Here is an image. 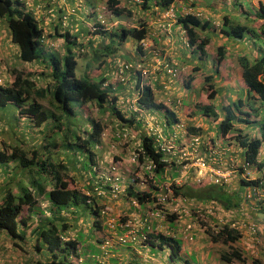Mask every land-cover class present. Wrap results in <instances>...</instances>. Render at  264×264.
Returning a JSON list of instances; mask_svg holds the SVG:
<instances>
[{
	"label": "trees",
	"instance_id": "1",
	"mask_svg": "<svg viewBox=\"0 0 264 264\" xmlns=\"http://www.w3.org/2000/svg\"><path fill=\"white\" fill-rule=\"evenodd\" d=\"M33 1L35 2L34 6H28V8H31L26 11L24 9L26 7L23 6L21 0H0V16H5L6 18L11 41L18 46V57L22 62L36 60L44 53L42 49L44 46L40 41L41 36H45L47 42L55 39L64 41L63 54L59 56L53 54L52 56L54 84L51 90V98L60 115L55 114L53 111L45 110L39 102L32 98V94L41 97L39 95L40 90L32 88L34 85L32 80L29 76H25L21 70L13 69L12 72L15 73V77L11 85H0V108L6 105L12 106L14 111H18L20 120H23L24 114H26L25 117H30V120L36 126L49 121L50 118H52V122L56 121L51 127H46L45 131L39 129L42 140L38 142L36 147H30L29 157L24 150L26 147L24 148V143L22 144V142L6 145L5 149L0 148V172H2L0 176L2 175L3 177L0 183V232L5 234L11 245L20 247L25 252L29 250L35 253L38 258L36 264H81L77 263L76 258L82 256V251L87 252L89 247L95 249V246L89 243L93 237L91 230L93 226L100 227L99 222L95 221V219H100L104 216L101 212L103 208L97 190L99 189L103 194L105 192L109 194L110 192V182L99 179L100 172L106 167H104L102 159L94 160L96 151L92 149L93 144L101 142L103 128L99 120L91 119V129L89 132L86 131L85 136L80 135L72 127H68L58 136V132L63 130L61 129L59 117L66 114L74 115L75 111L72 103H76L79 107L92 103L100 111L112 108L117 116L121 117V115L115 110V98L110 97L109 89L101 88L103 79L95 81L88 77L78 78L76 76L77 53H75L74 48L80 49L78 50L80 55L84 49H90V45L94 44L96 38H98L100 39L97 41L99 45L94 44L95 49L91 47L93 49L92 54H95L96 58H89V62L93 59L97 61L99 57L101 58L100 60L103 58V61H100L98 66L100 64L104 65V62L112 63L117 59H122L114 56L113 52L114 49L120 48V44L127 38L133 39L136 42L137 50L141 51V41L147 36L148 27L147 23L144 22L132 27L119 26L109 31L104 16L100 14L101 17H99L97 11V5L102 3L101 0H82L80 3L79 0H69L67 3L65 1L62 2V4H59L60 0ZM179 1L186 0H105V4L114 16L122 17L124 14L132 16V12L136 9L138 10V8L146 15L147 11L144 9L156 6L162 10ZM121 3L123 7L120 6ZM182 6L180 5L177 12L182 9ZM66 7L69 10L65 9ZM55 11H59L58 22L48 31L44 27V19L55 14ZM68 11L70 12L67 18L69 21L75 20L74 22L79 21L82 24L79 26V32L72 33L68 27H63V15L64 12ZM87 16L92 17V20L88 21ZM256 17L262 20L259 29L263 27L264 40V0L260 1L258 5L255 13ZM100 20L103 23L100 24ZM177 23L186 29L189 44L191 46L195 45V48L203 54L204 47L209 42V38L203 34V30L207 28L209 21L204 20L202 22L200 18L187 14L178 16ZM229 32L228 34H232L235 37H241L243 33H250L251 30L248 29L246 24L236 23L230 28ZM89 38L91 41H87V44H85L83 40H89ZM79 39H82V41ZM105 39H109V42H103ZM262 47L264 49V42ZM221 55L222 48H218V61L222 59ZM239 65L242 68V78L246 85L244 90L248 98L246 100L242 93L235 100L232 108L236 109L239 116L235 118L230 114L231 110L228 111L227 116L219 123V133L222 136H231L242 147L240 149L244 148L242 152L244 155L243 159L248 162V171L251 170L249 169L250 166L263 171L264 160L258 157V153L259 147L264 140V119L262 120V115L258 112L264 109V52L251 61L247 57H240ZM190 78L192 79L193 77ZM205 82L204 89L207 90V94L201 101L202 105L200 103L196 105L203 107L208 112L210 108L208 101L213 98L216 91L212 89L208 75H205ZM26 102L27 105H25ZM139 102L146 108H155L156 110H165L166 108L164 104L155 102L152 92L149 90H146L144 96L139 97ZM257 103L259 104L258 106H256ZM247 104H250L252 112L257 114L253 115L250 111H244L243 108ZM121 119L123 118L121 117ZM233 120L244 123H258L261 132L255 133V135L259 134V136L246 138L245 135L240 133V129V131L233 129ZM117 126L120 125L117 124ZM115 130L117 131L116 128ZM68 133L70 134V139H68ZM140 139L142 144L140 146L144 149L146 158L139 154V161L142 167L136 166L135 168L142 169L141 173L146 176L148 170L145 167L152 161L154 163L153 171L158 175V179L163 177V173L168 166L173 168L170 178L176 177L180 171L179 165L174 161L168 162L164 160L162 152L154 149L153 138L150 135H142ZM133 144V150L136 151L137 145L135 142ZM73 146L84 154L74 165L75 169L82 168L85 178L88 176V184L84 191L78 189L75 174L67 173L69 171L68 165L73 160L72 156L69 155L65 159L60 158L57 160L54 158L56 154L58 155V149L61 147L70 148ZM130 156L131 154L127 156L126 160L130 161ZM81 158L85 159L82 160ZM180 165L182 166V163ZM59 169L64 172H58ZM196 174L195 169H193L191 177L194 180H185L179 185L172 183L173 196L180 197L184 201L194 199L197 201H210V203L218 202L226 208H231L234 205H239L241 201H245V191L241 195V187L238 188L239 191L237 189L229 191L226 184H215L209 176L198 178ZM237 174L241 177L240 184L242 187L255 185L261 180V176L255 179H248L243 178L240 171ZM132 177L136 181L141 178L140 174ZM44 181L51 185L49 190H46ZM129 184L126 188L127 194L135 198L140 206L147 205L149 201L154 200V193L152 194L148 189L140 191L136 188V183L133 182V179ZM155 188L158 189V187ZM39 194L44 197L45 207H41L38 201L37 195ZM259 203L260 201H258ZM79 210H83V212L94 218L91 224L92 229L87 232L77 229V224H74ZM167 217L169 221L168 227L175 229L173 223L174 215ZM28 229L29 233L26 234ZM207 234L211 242L220 243L224 247L219 255L223 264H242L245 262L241 249L233 245L241 237V233L237 229L230 227L228 223H218L217 231L209 228ZM170 235L171 232H166L165 234L157 233L155 236L151 235L149 236V244L153 247L158 246L161 248L163 244H168L171 248V257L180 255L182 249L181 240ZM26 236H28L30 241H28ZM64 237L69 238L64 240ZM25 243L29 244V248L28 246L27 248L25 247ZM110 260L113 263L117 262L113 258ZM184 262L189 264L187 259ZM85 263L97 264V261L91 259Z\"/></svg>",
	"mask_w": 264,
	"mask_h": 264
},
{
	"label": "rangeland",
	"instance_id": "2",
	"mask_svg": "<svg viewBox=\"0 0 264 264\" xmlns=\"http://www.w3.org/2000/svg\"><path fill=\"white\" fill-rule=\"evenodd\" d=\"M122 2V1H121ZM236 2H239V4L237 5L238 10L240 9V5H242L247 12H251L252 11V5L250 0H236ZM123 3V2H122ZM122 3L120 4V6L123 7ZM101 7V5H100ZM106 10H104L103 16L106 20L107 23V29L109 31L116 29L119 26H125V27H132L134 25H140L142 23H144L147 19V15H150L154 18H158L159 14L157 13L159 10H156L154 7H151L150 9H144L147 11L146 15H144L141 11L140 8H138V10L136 9L135 11H133V15L132 16H127L126 14H124L122 17H116L112 14L111 11L108 10L107 5L105 4ZM103 7V8H105ZM236 8V5H235ZM143 9V8H141ZM88 21L92 20V17L87 16ZM0 20L7 25L6 22V18L5 16H0ZM79 26H77L76 32H79ZM4 32H0V35L3 34ZM246 33V32H245ZM208 36L212 39L213 35H211L210 33H208ZM246 37H248V34L246 33ZM5 39V37H3ZM164 38H161L160 42H163ZM80 41H82V39H79ZM100 39L96 38L94 44L95 45H99V43L97 44V41H99ZM2 42H5V40H1ZM87 41H91V39L89 38V40H83V42L85 44H87ZM244 41V38H243ZM103 42L108 43L109 39H105ZM256 43V47H259V44H262V41H255ZM57 45V50H55L54 48L48 47V46H44L42 47L44 53L42 55H40L36 60L30 61V62H24L22 64V62L18 59L17 57V53H16V49L13 47H10L8 44L9 42H7V49L6 50H11L12 53H15L14 55L11 56V58H8V54H6V56H3L2 54H4V52H2L1 48H0V52L2 54V62L4 63L6 69L4 68V71H2V76H3V80H4V85H11L13 82V79L15 77V73H13V69H18L21 70L22 72H24V74H26V76H29V78L32 80L33 82V89H39V95L41 97H37L34 94H32V98L35 99L37 102H39L42 107L45 110H49V111H53L55 114L60 115V112H58V110L55 108L54 102L52 101L51 98V90L53 89V75H52V56L53 54L59 56L60 54H63V43L62 40H59L56 42ZM152 46L151 49L153 51H157L158 53H160V55L162 56H170L168 54V50L166 49V46H164V44L159 43L158 40H154L151 42ZM94 44L90 45V49H84L81 53L82 54H78V48H74L75 53H77V66H76V76L78 78H90L93 79L95 81H98L99 77H102L104 74H109L110 72H112L113 74L116 72L115 70L112 71V69H114V66L116 64V62H112V63H107L104 62V65L100 64V60L101 58H97L96 60H92L91 62H89V58L93 57L96 58L95 54L93 53V49L94 48ZM54 46V45H53ZM89 47V46H87ZM164 47V48H162ZM150 48V47H149ZM95 49V48H94ZM13 50V51H12ZM260 50V49H259ZM261 52V50H260ZM114 56L116 57H120L123 60H128V61H132L133 63H135L136 61H142L143 59L141 58V60L138 59L140 52L137 50L136 48V42L133 41V39L131 38H127L124 42H122L120 44V48L114 49ZM152 55V53H151ZM172 55V54H171ZM113 57V56H112ZM86 64V65H85ZM23 65V66H21ZM102 65V66H101ZM187 71H191L193 72V78L191 79L192 84L191 85H196L197 83L194 80V78H199L201 83H206L204 81L205 79V74L204 72L201 74L196 73V71L193 70H197V68L192 69L191 67L188 66V68L186 69ZM185 73L182 74V77H185ZM99 76V77H98ZM105 76V75H104ZM107 77V76H106ZM2 80V81H3ZM130 82L132 83V81L130 80ZM214 83V87L217 90L218 93L221 94H225L224 89H225V85L220 81H213ZM134 84V83H132ZM181 84L179 83V85L174 87V92L175 94L178 93V97L180 99V105L183 107L184 105H187V109L189 108H195L196 104H201L202 98H200V95L192 90L189 89L187 87V85L185 86H180ZM133 86V85H132ZM165 91H158L157 93V99L158 101H160L161 103H164L165 105H167L168 103V99H164V94H172L173 91L170 87V85L166 86ZM123 91L122 88L118 89L119 94H123L121 93ZM132 95V94H131ZM202 96H204V93L202 94ZM32 101V100H29ZM230 101V98H229ZM210 102L212 103V99H210ZM175 101H173V105H174ZM25 105H27V102L25 103ZM172 104L170 105V109L169 110H164L162 109L161 111L157 112V115L160 118H166L167 120H169L170 122H175L176 119H180V116L177 113L176 108L173 106ZM202 105V104H201ZM72 106L74 107V115L71 114H66V115H61L59 117L60 121V125H61V129H63L61 132H58V136L61 135V133L63 131H65V129H67L68 127H72L73 129L77 130V132L82 135L85 136L86 135V131H90L91 129V119L95 120H99V122L101 123L102 127H103V131H104V136L101 137V142L99 144H93L92 145V149L95 152V157L94 160L96 159H102L103 161V165L104 167H107L108 163L110 162H117V161H122V168L121 171L123 172V175H125V182L126 184L130 183L133 179V182H136V179L133 178L131 175H137L138 174H143L141 173L142 170H140V168H135V166L133 164H131L130 162H128V160H126L127 156H129L130 152L134 149V144L133 142H135L137 137H130L127 142H129L127 144H120L118 146H116L115 148H112L110 146V142H111V135L116 131L115 128L119 129L120 126H117V121L120 120L119 117L116 115V113L112 110V108L110 109H105V111H100L94 104L90 103L88 104V106L85 107L84 111L82 108H80L79 106H77L76 103H72ZM208 113L207 111H203ZM26 114H24V119L20 120L19 119V115H18V111L17 110H13L12 106L6 105L5 107H1L0 108V148H6V145L9 144H13L15 142H22V144L24 143V148L26 147V149H24L27 153V156L29 157V149L30 147L34 146L36 147L38 145V142H40V140H42L41 138V132L39 131V129L41 131H45L46 127H51L53 123H56V121L52 122V118L49 119V121L44 122L42 124H40L39 126H36L35 123L33 121L30 120V117L26 116ZM187 115H189V113H187ZM262 116H264V113L262 114ZM58 122V121H57ZM58 122V123H59ZM129 126H131L133 128V130L137 131L140 135L147 133L150 129L148 126H139L137 127L136 125H132V124H128ZM117 126V127H116ZM175 127V126H174ZM117 129V130H118ZM154 130V128H153ZM183 128L179 125L176 124L175 127V131L178 132V139H177V144L180 143V131H182ZM190 132L193 133H200L201 135H203V137H207V133L209 131H201L200 129L197 130H189ZM182 134V133H181ZM56 135V134H55ZM205 135V136H204ZM68 139H70V134L68 133ZM259 136V134H258ZM57 137V136H55ZM219 137V136H218ZM225 141H227L229 144H234V147H236L237 143H235V139H232L231 136H227L224 139ZM133 144V145H132ZM180 145V144H179ZM228 145V144H227ZM226 145V146H227ZM221 150L223 147H221V145H219ZM225 146V145H223ZM59 150L58 155H55V160L57 159H65L67 158V156H72V162L69 163L68 165V169L69 171H67V173H72L75 174V178L77 179V187L79 190L84 191L86 185L88 184V176L87 178H85L84 173L82 171V168L79 167V169H75V163L77 162V160L84 155L81 151H79V149L75 146L70 147V148H63L61 147ZM203 152V151H202ZM224 152V149H223ZM82 160L85 158H81ZM191 160H185L183 162V160L181 161L182 165H186V163L188 164ZM179 173L176 177H174V180H178L180 181V184H182L185 180H190L193 179L191 177V173H193V169L192 168H188L186 172L183 171V167L180 165L179 166ZM249 169H254L253 166H250ZM64 172L61 169L58 170V172ZM254 171H257V169L255 168ZM253 170H250L249 175L250 176H256V172L254 173ZM173 172V168H171L170 166L166 167L165 172L163 173V177H161V179H158V175L156 174L155 178L156 181L155 183H149L148 182V186L150 188H152V185H159L157 186L160 189V193H163L165 191V186L169 184V182H171L172 178H170L171 173ZM0 174H2V172H0ZM258 174H261L258 171ZM238 177V174L233 175L232 180L229 182L227 189L229 190L230 183L236 179ZM2 175L0 176V183L2 182ZM43 179V178H42ZM100 179V178H99ZM98 180V179H97ZM196 180V178H195ZM46 184L44 186H46V190H49L51 188V185H49L47 183V181H44ZM95 183V181H94ZM216 184V183H215ZM139 187V186H136ZM126 190V189H125ZM231 191V190H230ZM38 197V201L41 204V207H45V200L43 195L39 194L37 195ZM99 200L102 203V208L105 210V214L104 217L105 218H109V219H113L111 220L114 226L109 225H104L100 227H96L93 226L92 229V220L94 218H92L88 213L83 212V210H79L78 213L76 214V222L74 224H77V229L79 228L80 230H85L86 232L88 230H91L93 237L90 240L89 243H92V245L95 246V248L99 249V244L101 243L103 237L105 236H112L114 238V236H116V234L118 233L117 231V227H119L116 224H123L128 222V220L132 217L129 212L135 213L136 215H141V217H143V215H145L146 213H149L151 210H153L154 205L148 206L146 205L145 207L143 206H139L132 204V200L131 197L128 196L127 194V190L125 192H123V194H119L118 197L113 198V197H109L108 192H105V194H103V196L100 195ZM171 201V199H170ZM176 202H173L171 204L167 205V209H169L170 211H168L167 216L170 215H174V219H173V223L175 225V229H171L168 227L169 225V221H168V217H166V219L162 220V221H158V220H154L157 224H150L149 227L145 228V232H158L160 234L162 233H166V232H173L175 234V237H179L181 236V232L179 233V230L181 228V230L183 229V223L181 220L187 219L186 221H192L194 218H192V220H190V216H185L183 213L181 212L179 213V209L181 208V205H175ZM178 203H182L183 206L186 209H189V211H192L194 209H196L197 207L201 208L202 211H206V222H199L197 219L194 221V228L197 227L198 232L197 234L194 232V228H193V233H194V237L197 236V238H194L193 241L195 242V240L197 239V242H201L204 246L202 249H204L205 251L209 250L210 254H209V258L207 259L205 264H209V259L210 262H214L216 260V262H214V264H223L222 261H220L219 259V255H220V251H222V249L224 248L222 245H220V243H213L211 242L207 231L209 228L211 227H216L217 228V224L218 223H223L222 221L218 220V218L214 217V215L219 216V214H223V209L221 205H217L219 204L218 202H214L215 205H213V203H210V201H201V200H189V201H182V202H178ZM151 204V203H150ZM179 206V207H178ZM176 208H178V210H176ZM211 209V210H209ZM204 211V212H205ZM210 211V212H209ZM23 214H25V212H23ZM179 215H181V217H179ZM140 216H138V218H141ZM71 221V220H69ZM96 221V219H95ZM185 221V222H186ZM233 221H239V224H245L247 225L248 223H256L257 227H258V231H257V241L252 239V245L251 246L253 248V251H249L250 255L245 256V262L243 264H264L262 262V259H260V254H264L261 252V250L264 248V239H262V237L260 236L261 233V223L257 220H255V218H251L248 221H242V220H233ZM73 222V221H72ZM193 222V221H192ZM177 228V229H176ZM87 229V230H86ZM242 230H247L246 226H243ZM29 233V229L26 231V234ZM154 233V232H153ZM87 234V233H86ZM155 234V233H154ZM196 234V235H195ZM250 235V234H249ZM71 236V234H70ZM26 238L29 240L28 236H26ZM211 242V243H209ZM118 243V244H117ZM117 243H115L114 245V253L115 254H111L109 253V255H105L102 251H95L96 249L93 248H88L87 252L82 251V256L84 258V260L86 262H88L89 260H91L92 258H95V255H98L100 257V259L105 260V264L109 263V264H114L110 259H114V256L116 258H118L117 260H123L126 261L127 264L131 263V264H185L184 262V257L186 255V258H189V264H202L199 259L197 258V256H190L188 254L185 253L177 256H170L171 253V248L169 245L165 244L162 248L158 247V246H151L148 245L145 246L143 249H141L140 243H136L134 244L133 242L127 241V242H119L117 241ZM186 244V242L184 243ZM29 244L25 243V247L27 248ZM98 246V247H97ZM185 246V245H184ZM227 246V244H226ZM189 246H185L184 248H187ZM238 248L243 250L242 245L237 246ZM29 248V246H28ZM226 248V247H225ZM32 250V249H31ZM95 251V255H92V253ZM187 253H189L187 251ZM259 253V255H258ZM92 258H91V256ZM114 255V256H112ZM121 255V256H120ZM91 258V259H90ZM37 255L35 253H33L32 251L26 250L23 251L20 247L11 245L10 240L5 236V234L3 232H0V264H36L37 261ZM218 260V261H217Z\"/></svg>",
	"mask_w": 264,
	"mask_h": 264
},
{
	"label": "crops",
	"instance_id": "3",
	"mask_svg": "<svg viewBox=\"0 0 264 264\" xmlns=\"http://www.w3.org/2000/svg\"><path fill=\"white\" fill-rule=\"evenodd\" d=\"M21 1L23 6L27 8L25 9L26 11L31 8V7L28 8V6H34L35 3L33 0H21ZM64 1L67 3L69 0H60L59 4H62V2ZM260 1L262 0H250L252 5L251 12H247V10L242 5H240V9L238 10L237 5L239 4V2L237 3L236 0H186V1L176 2L178 5L180 3L182 4L184 2H190L193 5H195L198 9H202L203 12H205L206 19H203L202 22H204V20H208L209 23L207 28L203 30V34L207 35V37L209 38V42L205 46L204 48L205 52L203 53L202 56L196 55L195 53H191L189 49L187 50L182 45V42L180 40V33L177 31V26L175 28H172L170 30V33L166 35V33L164 34V30L168 29L166 28V25H170L168 24V21L165 19L161 20L160 16L159 18H154L150 15H147L146 21L148 23L147 25L148 31L151 33V39L158 40L159 43H165L164 46H166V49L169 51L168 54L169 55L172 54L171 56H173V60L177 64L184 63L191 68L196 67L197 70H193V71H196V73L198 74L204 72L209 76L212 89L216 91V93L212 98V103L208 101V103L210 104L208 113L203 112L206 110H204L203 107H200L198 105H196L195 108L194 107L189 108L188 110H186L187 106L184 105V107H182V111L178 107L179 110L178 115L180 116V120H182L187 126L190 127L191 131H193V129L195 130L200 129L201 131L203 130L209 131L207 133L210 134H207V137L211 138L215 142L218 139V136L220 135L219 123L224 117L227 116L228 111L231 110L230 114H232L235 118H238L239 116L236 109L232 108L234 106L235 100H237L240 94L242 93L246 100L248 98L244 90L246 85L242 78V68L239 65V58L247 57L251 61L258 58L262 54V52H264V49L262 47L264 42L263 34H262L263 27L259 29L262 20L261 18L258 17L255 18V13ZM46 14L48 15V13ZM58 16H59V11H55V14H53L52 16H47L44 19V23H45L44 27L48 31H50L51 27L58 22ZM74 21L75 20L70 21V24L73 25ZM236 23L247 25L248 29L251 30L250 33L246 32L248 34V37H246V33L242 34L241 37H235L232 34H228L230 28ZM75 25H79V21H76ZM0 32H4L3 34L0 35V40H5V42L0 41V48L2 52H4L3 56H6V54H8V58H11V56L15 54L12 53L11 50H6L7 42H9L8 45L10 47H13V49L15 48L17 50L16 52L18 55V48L15 44L12 43L8 28L1 20H0ZM208 33L213 35L212 39L208 36ZM163 34L165 38L163 39V42H160L161 41L160 39L163 38ZM3 37H5V39ZM256 40L262 41V44L258 45L259 47H256L255 44ZM218 48H222V55H221L222 59L220 61H218L217 59ZM259 49L261 50V52ZM145 56H146V60L150 58L149 54H145ZM150 60H152V58H150ZM187 73H190V71H187ZM158 74L160 75L162 74V72L159 71ZM191 74H193L192 71ZM217 80H220L225 85V89L223 92L225 94L218 93L217 90L215 89L213 81H217ZM193 81H195L197 84L192 86L191 89L196 91L200 95V98H202L203 100L204 96H206L207 94L206 93L207 90L204 89V82L201 83L200 81L202 80H200L198 77L194 78ZM175 86L177 85H174V87ZM170 87L173 90L172 85ZM171 92L175 94L174 90ZM203 93L204 96H202ZM173 94H171L172 97H174ZM250 104H247V106L243 108L244 111H250L251 114L253 115L257 114L255 112H252L250 108L251 107ZM258 105L259 104L257 103L256 106ZM157 112L159 111H154L155 114H157ZM187 113H189V115H187ZM258 113L262 115L264 113V109ZM159 118L160 117L158 116L157 119L159 120ZM164 119L165 118H160V120H164ZM263 119L264 116H262V120ZM167 121L171 123L169 120ZM172 124L173 122L171 123V125ZM232 125L234 130L240 129L241 130V131L239 130L240 133L242 135H245L246 138H250L249 136L256 137L258 134L255 135V133L261 132L258 123H244V122H239L237 120H233ZM165 130L166 132H170L172 130V127L165 128ZM227 144L228 146H225L224 155H223L225 163L227 162L228 157H237V159L239 158L240 160V158L244 156L242 153L243 149H240L241 146L239 144H237L236 147H234V144L232 143L229 144L225 140H221V142H218V145H227ZM261 144L264 145V141H262ZM255 172L256 175L258 176L259 175L258 170ZM240 179L241 177H239L238 175V177L234 180V182L232 181L230 183L231 188L229 187V191L230 190L235 191L236 189L237 191H239L238 188L241 187L242 188V189L240 188L241 195H243V192L248 188V186L242 187L240 184L241 183ZM227 186L228 185H226V187ZM149 204L150 202L147 203V205L151 206ZM213 205L215 204L213 203ZM217 205H221V204H217ZM145 206L146 205H144L143 207ZM221 206L223 209L222 211L223 214H219V216L214 215V217L218 218V220L222 221L223 223H228V224L233 220H242L249 222L251 218H255V220L261 223L260 225L262 229L260 236L262 237V239H264V197H262V201H260L259 204L256 203L255 201H248V202L241 201L239 205H234L231 208H226L223 205ZM129 214L132 216L131 218H133L135 222L139 220L138 216L141 217V215H136L135 213L132 212H129ZM179 217H181V215H179ZM186 220L187 219L181 220L183 225L185 224ZM102 225L104 226L106 225V223L102 222ZM194 229H195L194 232L197 234L198 232L197 227ZM178 230L180 233L181 228ZM117 231L118 234L122 232L120 227H117ZM240 233H241V237L233 245L235 246L242 245L243 250L241 249V251L243 256L245 257L247 255H250L249 251L254 252L253 248L251 247L253 246L251 244L253 241L251 235H249V232L247 230L240 231ZM170 236L175 237V234L172 233ZM178 238L181 240V248H182L181 254L185 255L186 253L190 256H197V258L202 264L206 263L207 259L209 258L210 251L209 250L205 251L204 249H202L204 245L201 242H197V239L195 240V242L194 241L186 242L182 239V233L181 236H179ZM194 238H197V236H195ZM185 242L186 244H184ZM184 245L189 247L184 248L185 247ZM143 248L144 247L141 246V249ZM187 251L189 253H187ZM261 252L264 253V248L261 250ZM259 257L260 259H262V262L264 263V254L262 255L260 254ZM114 259L116 260L115 257ZM184 259L185 260L187 259L186 255ZM187 260L189 261V258ZM214 262H216V260ZM214 262H210L209 259V264H214Z\"/></svg>",
	"mask_w": 264,
	"mask_h": 264
},
{
	"label": "built area",
	"instance_id": "4",
	"mask_svg": "<svg viewBox=\"0 0 264 264\" xmlns=\"http://www.w3.org/2000/svg\"><path fill=\"white\" fill-rule=\"evenodd\" d=\"M81 1L82 0H79V3ZM101 2H102L101 4L97 5V10L98 9L100 10L99 17H101L100 14L102 15V11L106 9L105 0H101ZM69 13H70L69 11L64 13L63 15L64 21L67 20ZM160 14L164 18L167 17L172 20L176 18L175 8L172 5L162 10V13ZM195 14L197 16L201 15L199 11L196 12ZM142 46L146 49L148 46L147 41L144 40L142 42ZM156 64L163 67V70L166 72L169 82H171L172 79L177 76L178 70L175 67H172L168 63H162L159 59H156ZM116 67L117 68L115 74L118 76L119 79H121V81H124L123 76L125 72L134 70L137 75V81L139 82L140 90L146 87H150L151 89H153L154 84L158 77V74L156 73L157 69L154 63L144 65L141 61H137L136 63H130L125 60L117 59ZM165 87L166 85H164V88ZM124 102L126 104L130 103V108L133 111H140L141 113H145V110L139 106L137 98L132 100L126 99ZM146 115L148 114L146 113ZM148 118L153 119V116L148 115ZM155 123L156 121L151 122L149 124V129H150L149 131L153 138V147L156 150L162 152V154L164 155V160L168 162L174 161L179 166L182 160L183 161L191 160L188 164L186 163V165L185 164L182 165L184 172H186L188 168H193L195 169L198 178L209 176L213 180V182L221 183V184L223 183L226 185H228L229 182L232 180L233 175L237 174L239 171L243 178L250 179V175H249L250 171H248V162L245 159H243V157L240 158V160L239 158L237 159V157H228L227 162L225 163L223 157L224 155L223 149L225 150V147H223L221 150L220 146L218 145V140L216 142L211 139H207L203 141L204 139L201 137V135L196 133H189L184 123L176 122V124H179L183 128V130L180 131L182 134L180 133L181 140L179 145L177 144V139L179 138L178 132H173L170 135H166L162 132L161 128H159V125ZM104 134L105 133H103V135ZM132 134H133L132 130L128 128L126 125H123L121 128H119L111 135L110 146L112 148H115L116 146L127 141L131 136H133ZM139 154L143 155V157L146 158L144 149L141 148L140 145H138L136 151H133L131 153L130 162L134 164L135 167L139 166L141 168L142 165L141 162L139 161ZM258 157L259 158L261 157L264 160V147L259 148ZM120 166H122V163L120 161L117 162L113 161L110 162L104 170H102L101 172L98 171L100 172L101 180L104 179V181L110 182V197L113 198H116L120 193L125 191V187L123 186V184H121L123 182L124 177L119 172ZM145 168L148 170L147 172L148 174L146 176L144 174H140L141 180H139V185H141V187L146 186L147 185L146 183L148 182L155 183V177H154L155 172L153 171L154 163L152 161L149 162ZM259 172H261L260 174L261 180H259L257 184L251 185L247 188L244 194L245 201L246 200L255 201L256 203H258V201H262V197H264V176H263L264 170L263 171L259 170ZM172 183L179 185L180 181L172 179V181L169 182V184L164 187L165 191L163 193H160L161 191L159 189L158 195L151 203V205H154L153 208L154 210H151L150 213H146L144 215L143 222L146 223L147 221H150L152 218H157L160 221L164 220V218H166L168 211H170L169 209H167V205L173 202H176L175 205H182L179 211L185 212V215L192 216L194 218V221L197 219L199 222H206L207 214L205 210L204 212L202 211L201 208L197 207L196 209L189 211V209H186L182 203H178L184 200L180 197L173 196L172 194L173 191L171 189ZM97 194L103 195V192L98 189ZM132 204L138 205L135 200H132ZM176 210H178V208H176ZM101 212L103 215L105 214V210H102ZM111 220L113 219L106 218V222L112 226L113 223ZM193 222L187 221L185 223V226L183 227L182 237L183 240L185 241L190 242L193 241L194 239V233L192 231L194 225ZM135 223H136L135 220H133V218H130L128 222L119 224V226L125 229V232L121 235H118L116 237V240H114L111 236H106L105 239L103 240L102 248L107 250L110 247H112L115 242L117 243V241L122 243L127 241H131L134 243L139 242L141 244H144L143 242L147 243L148 241L147 234L143 232L139 234L137 225ZM229 225L230 227H234V228H243V226H246L248 231L251 232L253 240L257 241L256 223H248L247 225L243 223L241 225L239 224V221H233ZM212 230L217 231V228L213 226Z\"/></svg>",
	"mask_w": 264,
	"mask_h": 264
},
{
	"label": "clouds",
	"instance_id": "5",
	"mask_svg": "<svg viewBox=\"0 0 264 264\" xmlns=\"http://www.w3.org/2000/svg\"><path fill=\"white\" fill-rule=\"evenodd\" d=\"M174 8H175V13H176V18L174 19V20H172V19H169V18H164V17H162L161 16V14L160 13H162V10H164V9H159V8H157L156 6H152V7H154L156 10H159L157 13L159 14V16L161 17V20L162 19H165V20H167L168 21V24H170V25H166V28H168V29H166V30H164V34L166 33V35L167 34H169L170 33V30L172 29V28H175L176 26H177V31L180 33V40H181V42H182V45L188 50L189 49V51L191 52V53H195L196 55H199V56H202L203 54H201V52H200V50H197L195 47V45H193V46H191L190 44H189V38H188V34H187V31H186V29L185 28H183L179 23H177V19H178V16H185V15H187V14H190V15H194V16H196V17H198V18H200L201 20H203V19H206V15H205V12H203V10L202 9H198L195 5H193L192 3H190V2H184V3H180L179 5L177 4V3H172L171 4ZM170 5V6H171ZM180 5H183L182 6V9L179 11V12H177V9H179V7H180ZM99 7V6H98ZM24 9H26V8H24ZM65 9H67V10H69V8L68 7H66ZM99 10V9H98ZM97 10V11H98ZM106 10V9H105ZM200 12L201 13V15L200 16H197L195 13L196 12ZM65 13V12H64ZM98 13H100V10L98 11ZM103 13H104V10L102 11V15H103ZM159 18V17H158ZM146 20V19H145ZM146 23H147V21H145ZM101 23H103V22H101V20H100V24ZM79 25L81 26L82 24L79 22ZM147 25H148V23H147ZM5 26H7V25H5ZM68 27L71 31H72V33H76V29H77V26L78 25H75V22L73 23V25H71L70 24V21L67 19L66 21H64V19H63V27ZM97 27H99V26H97ZM9 31V30H8ZM164 34H163V38H165V36H164ZM244 34V33H243ZM10 35V34H9ZM45 36H41V38H40V41H41V43L43 44V46H48V47H51V48H54L55 50H57V45H58V43L56 44V42L57 41H59V40H54V41H50V40H48V42H47V40H45ZM147 41V43H148V46H147V48L145 49L143 46H142V42L143 41ZM1 41V40H0ZM153 41V39H151V33L148 31L147 32V36L145 37V39H143L142 41H141V47H142V50L141 51H139L140 52V55H139V57H138V59L139 60H141V58L143 59V64L145 65V64H150V63H154L155 64V66H156V69H157V71H156V73L158 74L159 73V71L160 72H162V74H158V77H157V80H156V82H155V84H154V87H153V89H151L150 87H146V88H144V89H139V82L137 81V75H136V72L134 71V70H130V71H127V72H125V74H124V81H121V79H119L118 78V76L114 73H112V72H110L109 74H104L102 77H99V78H96V79H98V80H101V79H103V83L101 84V88H103V89H109V95H110V97L112 98V97H114L115 98V100H114V106H115V110H117L118 112H119V114L121 115V117L123 118V119H121V117H119V119L120 120H118L117 121V123H118V125H126L128 128H130L131 130H132V135L134 136V137H137L136 138V140H135V143H136V145H137V148H138V145H142L141 144V139H140V136H142V135H150L151 137H152V135L150 134V131H148L147 133H144V134H139L137 131H135V130H133V128L131 127V126H129L128 124H132V125H136L137 127H139V126H143V127H145V126H148L149 127V124L151 123V122H155L156 121V123L159 125V128H161V130H162V132L164 133V134H166V135H170V134H172L173 132H176L175 131V124H176V122H181L182 120H180V119H176L175 120V122L171 125V123H169L168 121H167V119L165 118L164 120H160V118H159V120L157 119L158 118V116H157V114H155L154 113V111H161V110H156L155 108H146V107H143L141 104H140V102H139V97L141 96H144L145 94H146V90H149L150 92H152V96H153V99L155 100V102L156 103H161L160 101H158V99H157V93H158V91H160V92H162V91H165V89H164V85H166V86H168V85H172V87H173V90H174V85H179V83L181 84L180 86H185V85H187V87L189 88V89H191L192 88V86L193 85H191L192 84V81H191V78L190 77H192L193 76V74H191V73H187V66L188 65H186V64H184V63H176L174 60H173V56H162V55H160V53H158L157 51H153L152 49H151V46H152V42ZM14 44V43H13ZM162 44H165V43H162ZM54 45V46H53ZM150 47V48H149ZM17 48H18V46H17ZM205 48V47H204ZM17 51V50H16ZM204 52H205V50H204ZM17 53V52H16ZM151 53H152V55H151ZM0 54H2L1 52H0ZM18 54H19V50H18ZM145 54H149V56H150V58H152V60H150V58L148 59V60H146V56H145ZM3 55V54H2ZM60 55H62V54H60ZM17 57H18V55H17ZM165 57V58H164ZM18 59H19V57H18ZM156 59H159L162 63H168L169 65H171L172 67H175L177 70H178V74H177V76L176 77H174L173 79H172V81L171 82H169V79H168V77H167V74H166V72L163 70V67L162 66H160V65H157L156 64ZM20 60V59H19ZM122 60V59H121ZM21 61V60H20ZM125 61H127V62H130V63H133L132 61H128V60H125ZM22 62V61H21ZM116 62V61H115ZM137 62V61H136ZM135 62V63H136ZM24 62H22V64H23ZM21 66H23V65H21ZM4 68H6L5 67V65H4V63L2 62V57H1V55H0V85H4V80H3V76H2V71H4ZM116 64H115V66H114V69H112V71L113 70H115L116 71ZM196 67H192V69H195ZM183 73H185L186 75H185V77H182V74ZM25 76H26V74H25ZM107 76V77H106ZM94 79V78H93ZM3 80V81H2ZM130 80L132 81V83H134V84H132L131 82H130ZM204 81H205V79H204ZM210 83V82H209ZM205 84V83H204ZM133 85V86H132ZM120 88H122L123 89V91H124V93H123V91L121 92V93H123V94H119V92H118V89H120ZM132 94V95H131ZM173 94V93H172ZM174 95V97H172L171 96V94H164V99L166 98V99H168L169 101H168V103H167V105H165L164 103H162V104H164L165 106H166V108H165V110L168 108V110L170 109V105L172 104L173 105V101H175V103H174V107L176 108V110H177V113H179V110H178V107L181 109V111H182V106L180 105V99H179V97H178V94L176 95V94H173ZM137 98V100H138V103H139V106L142 108V109H144L145 110V113H141L140 111H133L131 108H130V103H125L124 101L126 100V99H128V100H132V99H136ZM178 101V102H177ZM86 106H88V104L86 105ZM86 106H82V107H80V108H82L83 109V111H84V109H85V107ZM187 106V105H186ZM184 107V106H183ZM146 113L149 115V116H153V119H149L148 118V115H146ZM117 115V114H116ZM130 120H132V122H130ZM155 123V124H156ZM182 123H184L183 121H182ZM185 124V123H184ZM139 125V126H138ZM175 126V127H174ZM185 126H186V128L187 129H189V130H191L190 129V127L189 126H187L186 124H185ZM172 127V130L170 131V132H166V130H165V128H171ZM103 128V127H102ZM121 128V127H120ZM118 129V128H117ZM189 133H193V132H190V131H188ZM103 133H104V131L102 130V132H101V136L103 137L104 135H103ZM196 134H199V135H201L200 133H196ZM133 136H131V137H133ZM201 137L204 139L203 141H205V140H207V139H211V138H208V137H203L202 135H201ZM225 137H227V136H222V135H219V137H218V142H221V140H224L225 139ZM219 139H221V140H219ZM212 140V139H211ZM216 140V141H217ZM264 141V140H263ZM127 141H125L124 143H126ZM124 143H122V144H124ZM235 143H237V144H239L237 141H235ZM226 146V145H225ZM225 146H223V145H221V147H225ZM260 147L262 148V147H264V145H260ZM259 147V148H260ZM242 148V147H241ZM155 149V148H154ZM244 149V148H243ZM156 150V149H155ZM134 150H132L131 152H130V154L133 152ZM120 162H122V161H120ZM128 162H130V161H128ZM123 163V162H122ZM131 163V162H130ZM109 164V163H108ZM120 168H121V166H120ZM119 168V169H120ZM251 170H253L254 171V169H251ZM259 171V170H258ZM119 172H120V174L124 177V179H123V182L121 183V184H123V186L125 187V189L128 187V185H130L129 183L128 184H126V182H125V175H123V172H121L120 170H119ZM254 173H255V171H254ZM261 173V172H260ZM138 174V173H137ZM256 174V173H255ZM131 176H133V175H131ZM156 176V173H154V177ZM258 176H260V174L258 175ZM257 175L256 176H250V179H255L256 177H258ZM174 179V178H173ZM140 180H141V178H140ZM155 181H156V178H155ZM136 186H139V187H136V188H138L140 191H146V189H148L152 194L154 193V195H155V197L158 195V193H159V188L158 189H156L155 187H157V185H152L151 187L152 188H150L148 185V183H146L147 185L146 186H144V187H141V185H139V180H137L136 182ZM149 183H152V182H149ZM249 187V186H248ZM155 188V189H154ZM127 190V189H126ZM125 190V191H126ZM247 190V189H246ZM245 190V191H246ZM124 191V192H125ZM120 194H123V192L122 193H120ZM101 196H103V195H101ZM119 196V195H118ZM117 196V197H118ZM109 197H110V192H109ZM155 199V198H154ZM131 200H135L136 201V203L138 204V207L140 206V204L138 203V201L135 199V198H133V197H131ZM132 202V201H131ZM150 203H152V201H149ZM248 202V201H247ZM149 205H151V204H149ZM102 210H104V209H102ZM154 210V209H153ZM151 212V211H150ZM149 212V213H150ZM179 213H181V211H178ZM184 215H185V212L183 213ZM185 216H188V215H185ZM190 216V215H189ZM166 217H167V215H166ZM143 218H144V215H143V217H141V218H139V220L135 223L136 225H137V229H138V233L139 234H141L142 232L143 233H146L147 234V236H148V241H147V243L146 242H143L144 244H141L140 243V245H142V247H145V246H147V244L148 245H150L149 244V240H150V238H149V236H151V235H156L158 232H155V231H152V232H145V228L146 227H149V225L150 224H157L154 220H158L157 218H152L150 221H147L146 223L145 222H143ZM193 217L192 216H190V220L192 219ZM164 219H166V218H164ZM96 221H98L99 222V224L101 225V226H103L102 225V222H105L106 223V225L108 226V224H107V222H106V218L103 216V218H100V219H96ZM158 221H160V220H158ZM192 221H194V219L192 220ZM187 222V221H186ZM185 222V223H186ZM233 222V221H232ZM194 223V222H193ZM231 223V222H230ZM229 223V224H230ZM116 225H118L119 226V224H116ZM195 225V224H194ZM112 226H114V225H112ZM185 226V224L183 225V227ZM120 228H121V230H122V232L121 233H117L116 234V236H114V240H116V237L118 236V235H121V234H123L124 232H125V229L124 228H122L121 226H119ZM194 227V226H193ZM234 228V227H233ZM211 229H212V227H211ZM235 229H237L239 232L240 231H244V230H242V228H235ZM183 230V229H182ZM182 230H181V233H182ZM192 231H193V228H192ZM257 231H258V227H257ZM155 234H154V233ZM249 232V231H248ZM170 233V232H169ZM173 232H171V234H172ZM249 234L251 235V237H252V234H251V232H249ZM183 236V235H182ZM70 237V236H69ZM69 237H64V238H69ZM106 237V236H105ZM105 237H103V239H102V241H101V243L99 244V249H97V248H95L96 250L95 251H102L103 253H104V256L105 255H109V253H111V254H115L114 253V245H115V243L113 244V246L112 247H110L109 249H107V250H105V249H103L102 248V245H103V240L105 239ZM256 237H257V232H256ZM67 239H64V240H67ZM182 239H183V237H182ZM252 239H253V237H252ZM258 240V239H257ZM185 241V240H184ZM131 242V241H130ZM186 242H189V241H186ZM134 243V242H133ZM118 244V243H117ZM134 244H136V243H134ZM138 244H139V242H138ZM165 244H163V246H164ZM168 245V244H167ZM113 249V250H112ZM95 251L92 253V255H95ZM91 256V255H90ZM115 257V256H114ZM91 258H92V256H91ZM90 258V259H91ZM116 258V257H115ZM72 259V258H71ZM77 259V263H81V264H87V263H85L86 261L84 260V258H83V256H81V257H79V258H76ZM92 259H95L96 261H97V264H105V260H103V259H100V257L98 256V255H95V258H92ZM118 258H116V263H114V264H127V262L126 261H123V260H117ZM81 260H83V262H81ZM107 264H109V263H107Z\"/></svg>",
	"mask_w": 264,
	"mask_h": 264
}]
</instances>
